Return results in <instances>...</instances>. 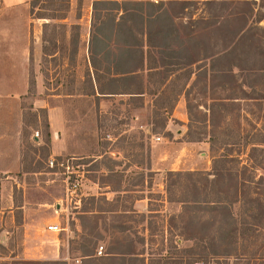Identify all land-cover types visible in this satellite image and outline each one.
Listing matches in <instances>:
<instances>
[{"label": "rangeland", "instance_id": "374dc122", "mask_svg": "<svg viewBox=\"0 0 264 264\" xmlns=\"http://www.w3.org/2000/svg\"><path fill=\"white\" fill-rule=\"evenodd\" d=\"M33 1L0 0V264H264V0Z\"/></svg>", "mask_w": 264, "mask_h": 264}, {"label": "trees", "instance_id": "16d2710c", "mask_svg": "<svg viewBox=\"0 0 264 264\" xmlns=\"http://www.w3.org/2000/svg\"><path fill=\"white\" fill-rule=\"evenodd\" d=\"M33 2H36L35 0L33 1ZM33 2H32V4H33ZM69 7H70V3H69V0H66V9L68 10L69 9ZM65 13V12H64ZM64 13L63 14H57V15H55V16H50V18H52V19H63V18H65L66 16L64 15ZM135 16H139L140 17V15L139 14H135ZM39 18H47V17H45V16H38ZM141 19H142V15H141ZM136 39H137V37H136ZM126 59V61L128 60L127 58H125ZM121 60V59H120ZM93 64H94V67H96V74H97V79H98V82H99V78H100V74H99V72L97 71V63H96V61L94 60V62H93ZM121 68H119V65H118V69L116 68V73L114 74V75H112L111 76V78H112V80H117V79H125L126 78V74L128 73V72H130V70H128L127 68H124L123 66H120ZM119 73H122L123 75L121 76H119L118 74ZM222 158H220V160H221ZM215 163H216V161H214V166H213V169H216V168H218L216 165H215ZM16 264H44V263H41V262H34V261H18V262H16ZM45 264H58V262H49V263H45Z\"/></svg>", "mask_w": 264, "mask_h": 264}, {"label": "built area", "instance_id": "2783aa9c", "mask_svg": "<svg viewBox=\"0 0 264 264\" xmlns=\"http://www.w3.org/2000/svg\"><path fill=\"white\" fill-rule=\"evenodd\" d=\"M50 164H51V166H54L55 165L54 160H50ZM48 229L52 232H59L61 230V227H60L59 223H54V224H49ZM97 251H98L97 252L98 254H100V255L103 254V247H100Z\"/></svg>", "mask_w": 264, "mask_h": 264}]
</instances>
